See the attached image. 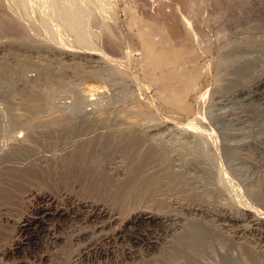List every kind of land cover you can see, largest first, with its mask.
I'll return each mask as SVG.
<instances>
[{
    "label": "rangeland",
    "instance_id": "rangeland-1",
    "mask_svg": "<svg viewBox=\"0 0 264 264\" xmlns=\"http://www.w3.org/2000/svg\"><path fill=\"white\" fill-rule=\"evenodd\" d=\"M98 2L110 3V7L102 11ZM165 2L169 8H165ZM145 8L150 9V17L169 26L180 24L177 16L191 22L188 27L194 34L185 41L196 49L193 45L191 50L186 49L195 52L178 69L161 70L146 60L145 51L136 39L132 40L140 30L155 32L154 28H144L148 15ZM76 16L78 21L74 22ZM130 24L134 33L126 31ZM177 33L171 34L176 37L175 43L185 38ZM172 37L170 42L174 43ZM119 41L125 43L118 46L121 49H117ZM240 54L255 59L260 64L256 73L260 74L264 68V0H0V175L6 173L5 162L19 155L18 151H39L45 160H62L72 150L70 141L61 140L73 136L76 130L129 122L139 132L170 121L178 130L162 131L154 141L168 143L187 160L201 159L214 175L212 186L189 195L157 190L129 202L125 205L129 209L123 207L119 215L127 218V213L143 208L175 211L183 216V223L201 225L207 233L211 246L208 244V253L197 264H264V227L254 225L248 216L251 211L264 215V101L237 98L221 106L217 98L220 92L231 93L228 86L234 76L226 67ZM190 75L200 76L197 89L187 99L190 117L183 119L162 110L161 97L182 89V82ZM250 80L252 77L244 82ZM137 112L143 116L133 115ZM190 130L198 133L191 134ZM126 161L123 170L127 169ZM70 188L59 182V186L48 184L38 189L61 194ZM72 191L80 194V186ZM8 192H0V218L5 212L19 218L27 203L21 192ZM179 201L189 203L191 208L206 209L211 216L184 210L178 206ZM225 216L238 221L230 222ZM5 224L0 219V248L15 239L14 228ZM67 227V221L62 222L59 233L65 234ZM45 239L41 250L46 249ZM72 247H64L52 264H73L69 253L76 247ZM22 257L32 260L27 255ZM149 257L119 263L136 264ZM1 258L0 264H20L22 260ZM109 261L102 264H119ZM183 262L173 264H187Z\"/></svg>",
    "mask_w": 264,
    "mask_h": 264
},
{
    "label": "bare ground",
    "instance_id": "bare-ground-1",
    "mask_svg": "<svg viewBox=\"0 0 264 264\" xmlns=\"http://www.w3.org/2000/svg\"><path fill=\"white\" fill-rule=\"evenodd\" d=\"M98 6L102 11H105L107 7H110V3L98 2ZM165 6V8L170 7L167 3ZM183 6L185 7V5ZM145 9L148 15L144 28H154L155 32L145 33L140 30L134 33L131 31L134 28L133 24L128 25L126 31L127 33H134V35L131 34L132 40L138 41L142 50L147 54V61L156 64L161 70L173 71L180 64L186 63L188 57L195 52V50L186 51V49L191 50L192 45L195 48L191 42L189 47V42L186 43L187 38L194 34L191 31L192 28L188 27L191 22L189 23L186 18L181 21L180 16H177L180 24L176 22L177 25L179 24L178 26L173 27L172 24L169 26V23H161L156 18L150 17V9ZM108 12L105 14L108 15ZM77 21L78 16L74 18V22ZM147 24L151 25L148 27ZM177 32L183 33L185 38L182 39L183 41L180 40L181 42L175 43L176 37L174 39L171 34ZM169 37L174 39V43L170 42ZM185 39L187 40L185 41ZM136 40L134 41L136 42ZM120 42L117 43V47L125 44L124 41ZM192 42H194L193 39ZM172 46L174 50H171ZM117 49L121 48L118 47ZM234 60L235 63L226 67L234 76L229 81L228 86V91L231 93L226 95V93L220 92L217 95L219 99L217 101L220 104L218 102L216 104L222 106L224 102L237 98L242 99V101L252 99L264 101V68L260 70V74H257V68L260 64L255 59L241 55L240 57L235 56ZM221 68L223 67L221 66ZM249 77H252V80L245 83ZM199 79L200 76L198 75H190L183 82L181 81L184 84L182 89L178 88L168 97H161L162 110L164 109L165 112L176 117H190L192 110H190L187 99L197 89ZM179 89L181 90L178 91ZM146 111L149 113L148 109ZM138 112L133 115L143 116L142 112L141 114ZM150 114L151 112L148 115ZM121 124L103 126L90 131L76 130V134L61 140L63 143L67 140L70 141L71 148H69L72 151L60 161L45 160L38 149V152H32V150L18 151L16 154L19 155L4 161L3 167L4 170H7L6 173L0 175V192L7 193L9 191L11 192H8L9 194L21 192L27 203V209L19 218L13 217L10 212L1 214V222L12 226L16 234L13 244L0 248V257L3 259L20 257L22 259L20 264H52L53 257L60 252L62 253L64 247L71 246L73 248L72 246H75L76 250L69 253L71 254L69 261L73 264H102L109 260L123 263L144 255L150 257L138 261L139 264H173L178 261L197 264V260L208 253L206 251L209 250V239L205 229L198 224L183 223L185 221L183 216L175 213V211H155L157 208L154 211H147L143 208L134 210L133 213H127L130 215L129 217L126 216L127 218H122L119 215L121 209L123 207L125 209V205L129 202L143 199L145 195L155 193L157 190L166 189L165 191H174L173 193L182 191V193L185 192L189 195L190 192L197 189L210 188L211 182H214L212 181L213 173L204 167L205 165L199 161L201 159L197 161L194 157L192 161L191 159L187 160L185 155L183 156L179 150L172 148L168 143L154 141L162 131L174 130L175 126L170 121L157 125L153 124L154 126L139 132L135 131L129 122ZM177 130L176 128L174 131ZM201 131L197 135H200ZM184 132L187 131L184 130ZM196 132L197 130H193L189 133L196 134ZM79 136L86 138L81 140ZM186 157L188 156L186 155ZM125 159L128 161V166L127 169L123 170V160ZM59 182L70 185L71 191L62 190L64 192L57 194V192H46L38 189L48 184L59 186ZM77 185L80 186V194L72 191V188ZM169 192L165 194L170 195L171 192ZM146 203L149 204V201ZM187 205L181 204L180 201L178 203V206L184 210H193L207 216L210 215L206 209L198 206L191 208ZM251 212L248 216L252 223L264 227V215L261 213L256 215V212L255 214ZM224 218L230 222L238 221L232 217L229 219L230 216ZM64 221L68 223L66 235L59 233V228L62 227ZM61 229L63 230V228ZM44 237L46 238L44 240V242L46 241V249L41 250V242ZM26 255L32 259L31 262L22 257Z\"/></svg>",
    "mask_w": 264,
    "mask_h": 264
}]
</instances>
